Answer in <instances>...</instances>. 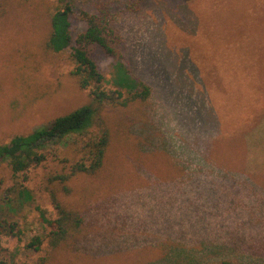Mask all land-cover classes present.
<instances>
[{"label": "rangeland", "instance_id": "rangeland-1", "mask_svg": "<svg viewBox=\"0 0 264 264\" xmlns=\"http://www.w3.org/2000/svg\"><path fill=\"white\" fill-rule=\"evenodd\" d=\"M74 3L76 12L110 14L116 54L99 60L107 89H114L118 64L152 95L104 111L111 132L104 167L96 176H77L65 198L86 222L69 247L53 249V227L41 214L56 218L45 189L60 167L14 175L0 166V261L264 264V0ZM6 4L0 144L90 102V90L72 75L71 54L85 22L75 20L71 48L56 54L46 40L58 0ZM36 239L39 250L30 247Z\"/></svg>", "mask_w": 264, "mask_h": 264}, {"label": "trees", "instance_id": "trees-1", "mask_svg": "<svg viewBox=\"0 0 264 264\" xmlns=\"http://www.w3.org/2000/svg\"><path fill=\"white\" fill-rule=\"evenodd\" d=\"M1 1L0 13H3L7 4L6 0ZM58 2L61 8L51 16L46 48L56 54L70 49L75 20L85 22L86 29L78 35L71 54L75 65L72 75L81 89L90 90V102L57 117L49 126L36 128L28 135H15L8 144H0V166L5 164L14 175H25L38 168L47 169L52 164L60 167L48 176L45 189L56 211V218L50 221L41 212L42 220L53 227L49 233L53 249L62 245L69 247L84 232V215L70 207L65 198L72 195V182L77 176H96L104 167L111 143V132L104 119V111L110 107L119 109L136 102L144 103L152 95L147 83L129 80L123 66L118 64L113 72L114 89H107L99 60L114 59L116 54L113 42L115 30L108 11L103 9L100 14L85 10L76 12L74 0ZM124 90L126 93H123ZM94 127H98L97 133L92 134L91 138H83L81 143L79 138L86 137ZM65 152H71L74 158H68ZM40 243L41 240L36 239L30 247L39 250L37 245ZM3 250L0 240V252ZM0 264L4 263L0 261ZM210 264L239 263L222 260Z\"/></svg>", "mask_w": 264, "mask_h": 264}]
</instances>
